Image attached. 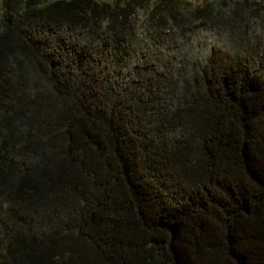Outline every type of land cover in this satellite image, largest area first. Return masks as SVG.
Instances as JSON below:
<instances>
[{
	"label": "trees",
	"instance_id": "trees-1",
	"mask_svg": "<svg viewBox=\"0 0 264 264\" xmlns=\"http://www.w3.org/2000/svg\"><path fill=\"white\" fill-rule=\"evenodd\" d=\"M263 19L0 0V264H264Z\"/></svg>",
	"mask_w": 264,
	"mask_h": 264
},
{
	"label": "rangeland",
	"instance_id": "rangeland-1",
	"mask_svg": "<svg viewBox=\"0 0 264 264\" xmlns=\"http://www.w3.org/2000/svg\"><path fill=\"white\" fill-rule=\"evenodd\" d=\"M249 40L251 41L249 48L251 59L255 63L260 59L262 53H264V19L262 22L251 27ZM190 41H193L195 45L204 51L208 45L220 40L210 32H199L196 36H192Z\"/></svg>",
	"mask_w": 264,
	"mask_h": 264
}]
</instances>
